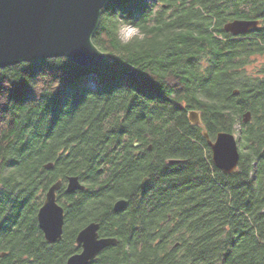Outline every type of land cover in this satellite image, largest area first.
I'll return each mask as SVG.
<instances>
[{"label": "trees", "instance_id": "1", "mask_svg": "<svg viewBox=\"0 0 264 264\" xmlns=\"http://www.w3.org/2000/svg\"><path fill=\"white\" fill-rule=\"evenodd\" d=\"M236 18L259 24L224 31ZM91 40L106 66L0 67V264H64L92 221L117 243L88 264H264V0H107ZM203 131L236 135L232 173ZM71 175L83 190L65 192ZM58 180L49 243L36 216Z\"/></svg>", "mask_w": 264, "mask_h": 264}, {"label": "water", "instance_id": "2", "mask_svg": "<svg viewBox=\"0 0 264 264\" xmlns=\"http://www.w3.org/2000/svg\"><path fill=\"white\" fill-rule=\"evenodd\" d=\"M106 1L0 0V67L57 56H65L81 66H106L109 63L107 55L91 40ZM258 24L257 19L236 18L224 23L223 29L240 35L255 29ZM250 118L249 110L242 114L243 122ZM188 120L194 125H201L198 111H189ZM202 134L211 149L214 166L226 174L232 173L240 158L236 135L218 132L211 140L206 131ZM44 167L50 169L53 163L49 162ZM146 180L144 178L142 183L145 184ZM61 184L58 180L48 188L36 216L43 237L49 243L61 239L63 232L64 208L57 201ZM83 189L78 176H68L66 193ZM125 206L126 200L118 199L113 203V210L118 212ZM98 230L99 223L94 221L79 230L75 243L80 246V251L70 255L64 264H88L102 249L117 243L114 237H101Z\"/></svg>", "mask_w": 264, "mask_h": 264}, {"label": "rangeland", "instance_id": "3", "mask_svg": "<svg viewBox=\"0 0 264 264\" xmlns=\"http://www.w3.org/2000/svg\"><path fill=\"white\" fill-rule=\"evenodd\" d=\"M135 33H136V29L131 27V26H124L123 28H121V31H120V35L124 40L127 39L128 37L132 36ZM257 64H258V62L253 67H256ZM58 202H59V199H58ZM59 204H60V202H59Z\"/></svg>", "mask_w": 264, "mask_h": 264}, {"label": "bare ground", "instance_id": "4", "mask_svg": "<svg viewBox=\"0 0 264 264\" xmlns=\"http://www.w3.org/2000/svg\"><path fill=\"white\" fill-rule=\"evenodd\" d=\"M152 140V139H151ZM146 146V145H145ZM129 165V164H128ZM134 171V170H133ZM14 201V200H13Z\"/></svg>", "mask_w": 264, "mask_h": 264}, {"label": "flooded vegetation", "instance_id": "5", "mask_svg": "<svg viewBox=\"0 0 264 264\" xmlns=\"http://www.w3.org/2000/svg\"><path fill=\"white\" fill-rule=\"evenodd\" d=\"M213 140V139H212ZM79 248H80V246H79ZM79 251H80V249H79Z\"/></svg>", "mask_w": 264, "mask_h": 264}]
</instances>
